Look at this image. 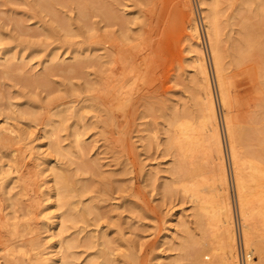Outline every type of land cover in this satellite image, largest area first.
I'll use <instances>...</instances> for the list:
<instances>
[{
	"label": "rangeland",
	"instance_id": "1",
	"mask_svg": "<svg viewBox=\"0 0 264 264\" xmlns=\"http://www.w3.org/2000/svg\"><path fill=\"white\" fill-rule=\"evenodd\" d=\"M103 1L112 14L104 16L101 12L104 8L99 3L90 2L85 18L73 1H56L54 9L57 16L69 18L72 22L73 31L67 34L56 22L58 20L45 11L37 0H0V32L3 38L0 42V62L5 57L14 56L10 68L0 64V124L16 129L26 127L28 134L30 131L28 137L34 138L33 142L39 145L47 141L40 137L42 130L51 129L47 120L57 122L53 115L57 107H65L71 102L76 106L85 105V122L70 116L59 126L60 144L75 153L70 157L64 154L65 151L55 152L47 145H39L35 154L37 160L27 157L20 161L21 154L16 151L24 143L17 144L13 137L0 140L3 162L19 157L15 161L20 171L14 172L13 176L19 178L18 182H22L20 186L23 188L13 187L9 194H3L0 211L19 215L31 226H36L38 218L34 216H37L41 202L53 214L55 198L49 197L47 189L41 194L38 182L42 178L30 173L36 172L35 161L40 163L38 166L41 168L49 163H62L74 180L86 183L79 204L95 202L99 205L97 211L95 209L93 213L84 215V220L77 218L66 222V238L76 242L72 248L76 264H100L101 259L95 255L98 246H88L84 242L86 234L93 232L99 236L106 233L113 238L110 249L113 262L110 264H191L186 249H181L179 245L186 233L181 231L178 221L185 219L190 230L197 237H202L195 222V205L181 193L179 185L170 183V189L161 188L163 182L171 181L170 168L176 156L164 144H147L145 128H151L164 139L166 116L172 109H181L183 105L193 109L190 81L193 70L184 35L189 33L187 24L191 15L198 20L197 4L200 16L198 24L202 39L206 42L198 1ZM241 2L231 0L230 6L223 4L221 18L225 14L222 20L224 22L228 17L226 22H229L224 25L222 22L223 48L233 43L240 45L242 24L249 19L253 29L258 31V38L264 39V0H252L248 9L240 7L235 10ZM243 16H247L248 20ZM43 27L50 29L49 36L44 34ZM201 44L216 92L208 45ZM226 59L227 74H230L228 80L231 79L229 90L231 95L235 94L231 96L232 99L236 100V103L233 101L232 110L237 111L232 116L239 119L237 123L244 132L248 131L245 128L259 129L264 126V111L256 121L258 106L264 99L261 90L264 89V80L258 77L261 75L258 74L259 67L251 58L242 64L232 60V54H228ZM61 62L64 68H59ZM123 62L127 66H137L143 78L137 82L138 85L131 82L130 86L128 81L126 85L130 86V93L126 94L116 89L119 73L125 67ZM70 65L78 67L68 68ZM246 69L249 71L245 72ZM41 77L43 81L28 83ZM215 98L218 99L217 92ZM29 111H35L37 115L30 116ZM221 112L220 108V131L224 139ZM74 129L83 132L82 154L77 153L73 145L70 132ZM256 147L250 141L245 148ZM225 150L224 161L229 170L228 189L236 211L237 200L236 197L232 198V168L226 145ZM83 162H93L94 170L81 166ZM48 179L45 177L44 186L51 184ZM7 227L0 222V264H31L28 257L19 260L17 256L11 257L5 252L10 242ZM37 231L24 235V241L30 244L40 234ZM207 235L205 233L203 237L205 240H208ZM258 239V236L254 237L252 244H256ZM261 240L264 244V238Z\"/></svg>",
	"mask_w": 264,
	"mask_h": 264
},
{
	"label": "bare ground",
	"instance_id": "2",
	"mask_svg": "<svg viewBox=\"0 0 264 264\" xmlns=\"http://www.w3.org/2000/svg\"><path fill=\"white\" fill-rule=\"evenodd\" d=\"M56 1L68 0H37V3L58 20L56 22L62 26L67 34H71L73 31L72 22L69 18L57 16L54 9ZM69 1L76 3L83 18L87 17L90 2L99 3L100 7L104 8V10L101 11L104 16L107 17L108 14H112V12L110 13L109 9H107L108 6L104 5L105 2L103 1L102 3L101 0ZM197 1L202 14L204 33L208 45L209 57L211 59L210 62L212 65L218 102L222 110L221 117L225 142L222 137V132L220 131V114L215 100L216 92L213 90L214 87L212 86V78L206 62L205 51L202 48L203 44H201L202 36L198 20L192 15L187 24L189 33L184 35V39L186 41V51L190 54L188 59L193 70L190 80L192 83L191 95L193 109L190 110V108L184 105L181 109L173 108L172 112L166 116L167 129L165 138L161 139L155 131L146 127V141H148L147 144L154 142L157 146L164 144L168 147L169 151L171 149V152L176 156L174 165L170 168L172 176L171 181L163 182L161 188L167 190L170 189V183L171 185L177 184L180 186L181 193L189 197L195 205V222L200 229L202 237H197L190 230V226L185 219L178 221L181 231L186 233L185 236L181 237L179 245L181 249H186L185 252H187V257L190 258L191 264H238L237 240L234 225L235 211L228 189L229 170H227L224 161L226 145L230 159L229 162L232 168L233 188L237 200V215L240 220L241 232L244 243L251 251V255L246 260V264H264V244H262L261 240V238H264V126L253 130L245 128V130L248 131L244 132V130L241 129L242 126H239L240 123H237L239 119H237L236 116H232L233 113L236 114L234 111L237 110H232L233 101L235 99L233 100L231 96L235 94L231 95L229 90L231 79L228 80L230 74H227L228 63L226 59L228 54H232V60H237V62L240 63L246 59H253L254 62L256 61L260 70L258 74L261 75L258 77L261 76L262 80H264V39L258 38L257 29H253L250 19L248 20L247 16H243V18L245 17V20L247 19L249 22L246 21L242 24L240 45L235 43L239 45L236 47L237 45L233 43L232 45L230 44L231 46L228 47L225 45L226 47L223 48L221 31L223 28V16L225 14L222 18L221 15L223 12V4L227 6L230 4L231 0ZM251 1L252 0H242L239 6L234 9L238 10L240 7L241 9H248L250 4H252ZM190 13H192V11ZM227 19L228 17H226L223 25ZM227 23L229 22H226V24ZM42 30L45 35H50L49 28L43 27ZM2 39L0 32V42ZM230 47L231 52L229 51ZM31 49L34 50V47L31 46ZM94 57L100 58L98 55H94ZM12 58H14V56L5 57L0 64L10 68L13 65ZM126 62H123V65H125ZM240 66L241 65L238 67ZM64 67L63 62H61L59 68ZM67 67L76 68L78 65H70ZM248 71L249 70L245 72ZM140 72L137 66L125 65L119 73L116 89L123 91L125 94L130 93L128 92L130 91V83L132 82L131 84L135 85L143 79ZM143 73L144 72H142V74ZM43 79V77L31 79L28 83L43 81ZM128 81H130V86L126 85ZM138 84L139 83L136 85ZM133 85L131 88H133ZM231 85L233 86V84ZM257 86L259 87L258 84ZM261 90L264 92V89ZM258 108L259 113L257 118L261 115L262 111H264V99L260 101V107L258 106ZM84 109L85 105L76 106L73 102L65 107H57L53 113L57 118V122L47 120L46 123L51 125V129L50 131H47V129L42 130L40 137L47 141L39 145H47L51 151L55 152L65 151L64 154L68 157L75 154L73 150L64 149L60 144L59 126L64 124L65 120L70 116H75L77 121H83L85 118L83 114ZM249 112L248 114H250ZM28 114L34 116L36 112L29 111ZM252 119L253 118H251V120ZM258 120L259 118L256 121ZM25 129L26 127L24 128V126H19L16 129L13 126H3V124H0V140L13 137L18 141L17 144L24 143L21 145L24 148H17L19 151L16 152H20L21 155L17 153L20 155V158L15 156L16 161L18 158L20 161L24 158L28 159L27 157L37 160L35 159L36 147L40 148V146L33 142L34 138L28 137L30 129L28 130L29 134ZM70 133L73 135V145L76 147L75 149L78 150V152L76 150L75 152H80L82 154V151H84L83 140L81 138L83 132L74 129ZM250 141L254 142L257 147L254 149L245 148ZM15 160L14 157L9 158L6 162L4 161V163L0 157V199L3 194H9L8 192H10L13 187L18 188L22 183L18 182V177L13 176V173L19 170L17 166L18 162L16 164ZM35 164L36 172H31L30 175L42 178L38 182L40 193H44V190L47 189L50 193L49 197L53 196L55 198L53 203L55 212L50 214L49 211L46 210L47 207L41 202L42 206H40V203L39 207L41 208L38 213L34 212L37 213V216L33 215L35 218H38V222L36 221V226H31L28 221H23V219L20 218L21 216L18 217L19 215L17 216L15 214L11 215L1 210L3 214L0 215V222L8 226L7 233L10 241L4 250L7 255L11 257L17 256L19 260H24L20 259L24 256L25 258L28 257L31 260V264H76V256L72 249L76 242H74L72 238H66L65 231L66 227H68L66 222L68 219L76 220L79 218L80 220H84L85 217L83 216L93 213L95 209L97 211L99 205L95 202L79 204V199L83 195V188L86 183H81L77 179L74 180L72 174L68 172V168L62 163H49L45 168L39 167L38 165L40 163L38 161H35ZM93 165V162H83L81 164V166L90 168H92ZM45 177L49 178L48 180L51 181V184L44 186V184H46ZM74 197L76 198L74 199ZM40 201H38V203ZM67 212H72V214H68ZM37 229L40 231V234L44 233L43 237L42 234H39L38 237L36 236L32 239L30 244L26 243L23 239L24 235L32 234L34 231H37ZM93 233L89 235L86 234L84 238L85 244L88 246H98L95 255L101 259L100 264L112 263V251H110V249H112L111 245L113 244V238H110L106 233L100 236ZM205 233L208 234V238H206L208 240L203 238L205 237ZM257 236L259 237L257 240L258 242L252 244L253 238ZM98 237H100V240Z\"/></svg>",
	"mask_w": 264,
	"mask_h": 264
},
{
	"label": "built area",
	"instance_id": "3",
	"mask_svg": "<svg viewBox=\"0 0 264 264\" xmlns=\"http://www.w3.org/2000/svg\"><path fill=\"white\" fill-rule=\"evenodd\" d=\"M195 9H196V12L198 15V20H200L199 10H198L197 4H195ZM202 42L204 43V46H205V44H206L205 40L202 39ZM216 104H217L218 112H220V106H219L218 99L216 100ZM220 120H221V118H220ZM230 170H231V168H230ZM233 191H234V189H233ZM234 197H235V193L232 192V198H234ZM234 211H235V207H234ZM236 211H237V208H236ZM235 234H236V240H237V261H238V264H246V260L251 255V251L249 250V248L244 243V239H243L242 232H241L240 220L238 218L237 213L235 214Z\"/></svg>",
	"mask_w": 264,
	"mask_h": 264
}]
</instances>
